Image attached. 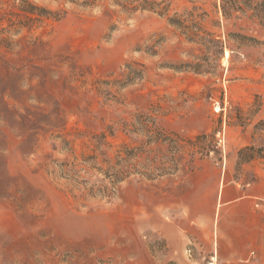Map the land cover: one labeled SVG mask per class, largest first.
Here are the masks:
<instances>
[{"label":"rangeland","instance_id":"374dc122","mask_svg":"<svg viewBox=\"0 0 264 264\" xmlns=\"http://www.w3.org/2000/svg\"><path fill=\"white\" fill-rule=\"evenodd\" d=\"M35 1L60 17L34 31L37 49L9 55L26 68L10 96L22 93L21 114L45 111L57 127L33 147L4 128L14 179L0 186V264H264V197L219 196L225 184L264 194V152L239 159L245 146L264 145V22L252 9L225 18L220 0H155L135 12L114 0ZM188 13L220 50L171 23ZM142 114L184 138L206 134L210 152L190 162L184 149L150 162L167 174L139 166L146 176L113 184L104 171L124 144L146 139L135 128ZM26 183L28 198L15 192Z\"/></svg>","mask_w":264,"mask_h":264},{"label":"trees","instance_id":"16d2710c","mask_svg":"<svg viewBox=\"0 0 264 264\" xmlns=\"http://www.w3.org/2000/svg\"><path fill=\"white\" fill-rule=\"evenodd\" d=\"M70 2H78V0H68ZM82 4L87 6L93 4V0H82ZM115 4L125 8L127 11L135 12L141 9L154 10L159 3L155 0H114ZM221 9L225 18H231L236 12L245 13L248 9H252L262 22H264V0H220ZM60 15L54 12L52 9L36 2L35 0H0V186L4 180L11 181L14 177L10 176L3 165L4 153L7 145V135L4 131L5 127L18 128L21 136L24 137L21 142L22 145L32 146L37 141L36 135L44 134L52 128L57 127L56 124H52L49 117L45 119L46 112L36 113L31 111L26 115L21 114L19 104L22 103L19 93L17 96H10V91L22 90L23 80L25 78L23 72L26 68L20 66L17 62H14L10 58V54L15 50H21L28 48L29 50L37 49L41 42V39L34 36V31L37 28L43 26L45 21L50 18L59 19ZM196 18L193 13H188L185 16H174L170 19L171 23L179 26L185 32L190 40L197 42H213L218 45L220 50L221 41L214 38L213 34L207 31L198 21H194ZM193 24V25H192ZM198 24V25H197ZM23 44H26L23 46ZM33 68L38 69V66L33 65ZM198 70V68H195ZM16 89V90H15ZM22 92V91H19ZM9 93V96L7 97ZM9 99L14 102L11 103ZM42 110H45L41 108ZM144 116V118H143ZM58 120H56L57 122ZM61 121V119H59ZM123 127L130 134L139 135L137 129L130 128V124L127 121L123 122ZM138 124H142V133L146 135L145 140H140L139 145L129 146L124 144L117 152L116 162L109 164L108 169L104 171L106 177H108L113 184L122 182L127 179L132 173H140L144 176L147 175V171L140 170L139 166L150 167L155 171L161 172V174H167L170 171L161 166H154L150 162H168L172 159L173 153L180 154L183 150L190 149V162H194L192 159L196 154H201L202 157L206 156L210 152V147L205 141L207 135H200L196 140L190 138H184L177 133L168 132L160 129L157 125L155 118L145 114L137 116L135 121V128ZM259 124L264 125V121ZM259 129V125L256 126ZM138 128V127H137ZM264 128H261L263 130ZM110 134H114V129L110 130ZM101 139H105L106 135L99 136ZM160 141V147L153 149L152 146ZM37 143V142H36ZM166 146L163 152L162 147ZM156 151V152H155ZM176 151V152H175ZM264 152V145L256 146L254 144L245 146L239 151L240 161L249 162L255 157L262 155ZM143 153H146L145 164L140 163ZM153 154V155H152ZM151 155V156H150ZM176 159V158H175ZM179 161V160H178ZM152 166H149L151 165ZM151 175V174H150ZM27 184V183H26ZM19 184L15 188V192L23 193L25 198L30 197V191L34 190L30 185ZM10 191V187L6 188V193ZM30 199V198H29ZM23 198L18 199L16 202L19 209H24L25 201Z\"/></svg>","mask_w":264,"mask_h":264},{"label":"crops","instance_id":"0c3cea01","mask_svg":"<svg viewBox=\"0 0 264 264\" xmlns=\"http://www.w3.org/2000/svg\"><path fill=\"white\" fill-rule=\"evenodd\" d=\"M259 185H255L250 189H241L236 186H231L230 184H225L219 188V196L223 198L226 202H231L239 197L251 196V197H264L258 190ZM264 193V189H263Z\"/></svg>","mask_w":264,"mask_h":264},{"label":"built area","instance_id":"2783aa9c","mask_svg":"<svg viewBox=\"0 0 264 264\" xmlns=\"http://www.w3.org/2000/svg\"><path fill=\"white\" fill-rule=\"evenodd\" d=\"M207 264H217V260L215 256H212Z\"/></svg>","mask_w":264,"mask_h":264},{"label":"bare ground","instance_id":"6f19581e","mask_svg":"<svg viewBox=\"0 0 264 264\" xmlns=\"http://www.w3.org/2000/svg\"><path fill=\"white\" fill-rule=\"evenodd\" d=\"M227 55H228V52H227Z\"/></svg>","mask_w":264,"mask_h":264}]
</instances>
